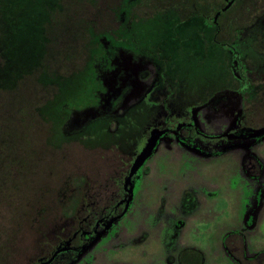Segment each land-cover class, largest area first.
Segmentation results:
<instances>
[{"label": "rangeland", "instance_id": "1", "mask_svg": "<svg viewBox=\"0 0 264 264\" xmlns=\"http://www.w3.org/2000/svg\"><path fill=\"white\" fill-rule=\"evenodd\" d=\"M191 2L0 0V264H234L235 233L247 255L264 250V136L190 149L167 132L122 190L165 117L211 137L264 127V87L235 85L264 86V0H236L218 35L181 32L162 83L168 26L219 8ZM118 202L83 248L61 251Z\"/></svg>", "mask_w": 264, "mask_h": 264}, {"label": "flooded vegetation", "instance_id": "2", "mask_svg": "<svg viewBox=\"0 0 264 264\" xmlns=\"http://www.w3.org/2000/svg\"><path fill=\"white\" fill-rule=\"evenodd\" d=\"M235 3H236V0H219V2H218V6H219V8H218V10L217 11H215L214 12V16H213V18H209V16H207V21H209V20H211L212 22H214L215 23V29L217 30L214 34L215 35H218V34H220V23H219V19H220V16H221V14H223L224 12H226V11H228V10H230L231 8H233V6L235 5ZM197 5V10H196V12L197 13H199L198 11H199V0H197V3H196ZM228 6V7H227ZM197 17H199L198 16V14L196 15V19H197V26L199 27V18H197ZM204 18H205V16H204ZM187 18H184V19H181V20H179V21H173L172 23H178V24H180V25H182V24H185V23H187ZM171 23V24H172ZM170 24V25H171ZM170 25L168 26V29H167V32H168V30H169V27H170ZM186 30V29H185ZM185 30H181V31H179L178 32V38H179V41H178V43H177V45H174V44H170L169 46H174V49H176L177 51H178V59H177V61L180 59V55H181V53L186 49V44L181 40V35H182V33L181 32H183V31H185ZM219 30V31H218ZM217 33V34H216ZM214 35V36H215ZM165 37H167V36H165ZM199 45V44H198ZM168 46V47H169ZM199 48V47H198ZM208 48H209V46H208ZM156 49H157V47H156ZM228 49L230 50L231 48L229 47V45H228ZM165 51V50H164ZM167 53V51H165V52H163V54H166ZM231 53H233L232 52V49H231ZM169 54V53H168ZM155 56L156 55H154V58H155ZM167 63H168V60H165L164 61V65L166 66V70L168 71V73L167 74H165L164 75V72L162 73V77H161V79H162V83L164 84V85H166V83H169V81H171V79L173 78L172 77V74H170V71L171 70H174V68L173 67H170V66H168L167 65ZM160 70V69H159ZM236 84V86H237V90H239V92L241 93V95L243 96V97H248L249 96V98H251V97H255L256 96V89H258V88H260V87H264L263 85H258V84H256V83H247V82H235ZM246 120V114H244V116H243V120H242V122H241V124H243L244 123V121ZM181 123L182 125H188V126H190L191 125V133L190 134H195L196 136H199V137H197V138H193L192 139V136L190 135L189 137H191V138H189V139H192L193 140V144L191 145H187V144H182V145H185L186 147H188V148H190V149H194V146L195 145H197L198 146V144H204V143H217V142H224V141H229V140H236V141H245V140H251L252 138H250V136H251V134L253 133V132H251L252 130H250V129H248V127H244L243 125H242V127L240 128V129H238V130H235L234 132H232L231 133V135L229 134V135H226V134H223V135H221V136H217V137H211V136H207V135H204V134H202V133H200L199 131H198V129L196 128V126L194 125V123H193V121H191V120H188V121H182V120H174V121H172V120H170V119H168V118H166L165 117V130H168L167 132H173V131H171L172 130V124L173 123ZM164 130V131H165ZM250 130V132H248V134H246L245 135V137H240V138H234L235 136H237L238 134L237 133H242V132H246V131H249ZM167 132H165V133H167ZM164 133V134H165ZM173 134L175 135V133L173 132ZM187 133H185L184 135H186ZM183 135V134H182ZM176 136V135H175ZM260 138V137H259ZM177 139V138H176ZM178 141V140H177ZM198 142V143H197ZM181 144V143H180ZM257 161H259V160H253V163H252V165H253V168H256V169H258V171H260L261 169H260V165H259V163L257 162ZM249 163H251V161L249 162ZM130 172V171H129ZM139 174H140V171L138 170V171H136V173L133 175V177L131 178V185L133 184V182L135 181V179H136V177L137 176H139ZM129 175V174H128ZM128 177V176H127ZM126 180V179H125ZM125 182V181H124ZM123 185H124V183H123ZM122 190L124 191V194H125V192H126V190H124V188H122ZM117 204V203H116ZM119 208V206L118 207H113L110 211H109V214L108 215H105V217H103V218H100V219H98L97 221H96V223L94 224V229H93V231L91 232V231H80V232H77L76 234H75V236L77 237L78 236V240L77 241H79L80 243H79V246L76 248H74V247H72V246H70V245H65L64 247H62V249H61V251H78V248H80V246H82L83 245V243H84V238H89L91 235H95L98 231V226H97V223L99 222V221H101V220H106L112 213H114L115 212V210L116 209H118ZM74 236V238H76ZM74 238H72L71 239V241H70V243L74 240ZM75 241V240H74Z\"/></svg>", "mask_w": 264, "mask_h": 264}, {"label": "trees", "instance_id": "3", "mask_svg": "<svg viewBox=\"0 0 264 264\" xmlns=\"http://www.w3.org/2000/svg\"><path fill=\"white\" fill-rule=\"evenodd\" d=\"M209 0H204L205 3H209ZM197 0H192V2L190 3V6H192L191 10L194 11L196 8V4ZM199 5H200V0H199ZM211 9V8H209ZM208 9V10H209ZM187 23L185 24H178V23H172L169 27L168 30V35L167 37H164L163 40L158 44L157 49H156V56L154 58V62L157 65V67L160 69V71L163 73L164 75L168 73V71L166 70V66L164 65V61L161 59V54L165 51H167V48L170 44H174L177 45L179 38H178V32L181 30H185V29H190V27L197 25V19L196 16H189L187 18ZM199 25L202 27V29L206 30V31H212L215 27V23L212 22L211 20L207 21L206 18L203 19V21H200L199 19ZM192 47V50L194 51V55L199 58H208L209 56H211V49L208 48L207 45H201L200 47L197 44H190ZM178 46V45H177ZM199 47V48H198ZM165 50V51H164ZM172 54V53H171ZM166 54H164L165 56ZM172 130L175 135L176 138L178 140L179 143L181 144H187V145H192L193 142V138H197L199 136H196L195 134H190L191 133V125H182L181 123H173L172 124ZM168 130L165 131H158L161 133V135L159 137H157L156 140V144L158 143V140L161 136H163V134L165 132H167ZM153 133V132H152ZM185 133H187L186 135H184ZM183 134V135H182ZM192 136V139H189ZM151 137V134H150ZM120 203L118 202L115 207L120 206ZM236 237L238 238L237 242V247L239 248L236 251V248L234 249L235 251L233 252V249L230 250V247L227 246V242L225 241V248H226V253L228 254L229 258L232 260V262L234 264H264V250L260 251L258 253H254L252 255H247L246 252V243H245V236L241 233H235ZM229 235H226V239ZM236 242V243H237ZM235 243V244H236ZM81 247V246H80ZM83 248V247H81Z\"/></svg>", "mask_w": 264, "mask_h": 264}, {"label": "water", "instance_id": "4", "mask_svg": "<svg viewBox=\"0 0 264 264\" xmlns=\"http://www.w3.org/2000/svg\"><path fill=\"white\" fill-rule=\"evenodd\" d=\"M160 135H161V133L158 132V131H154L153 133H151V137L149 138V140L147 142V145L141 151L139 156L136 158L134 164L132 165V167L130 169L129 175L126 178V180L124 182V185H123L124 190L127 189V186L129 185V183L131 181V178L136 173L138 168L144 163L146 158L151 154L153 148L155 147L157 137H159ZM262 136H264V127L259 129V130H257V131H254L251 134L250 138L255 139V138H258V137H262ZM53 257L50 260H48L46 263H44V264H49L51 262V260L53 259Z\"/></svg>", "mask_w": 264, "mask_h": 264}]
</instances>
